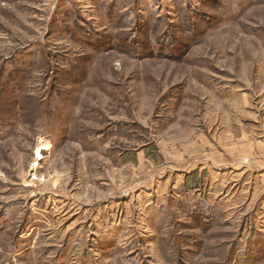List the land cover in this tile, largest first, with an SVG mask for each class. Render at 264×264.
<instances>
[{
	"label": "rangeland",
	"instance_id": "obj_1",
	"mask_svg": "<svg viewBox=\"0 0 264 264\" xmlns=\"http://www.w3.org/2000/svg\"><path fill=\"white\" fill-rule=\"evenodd\" d=\"M0 264H264V0H0Z\"/></svg>",
	"mask_w": 264,
	"mask_h": 264
}]
</instances>
